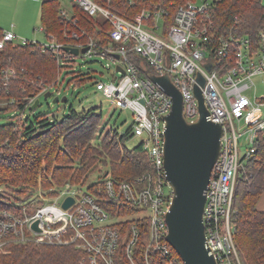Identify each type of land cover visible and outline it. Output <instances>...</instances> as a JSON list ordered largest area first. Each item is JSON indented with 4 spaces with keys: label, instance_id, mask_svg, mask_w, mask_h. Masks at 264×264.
Instances as JSON below:
<instances>
[{
    "label": "built area",
    "instance_id": "1",
    "mask_svg": "<svg viewBox=\"0 0 264 264\" xmlns=\"http://www.w3.org/2000/svg\"><path fill=\"white\" fill-rule=\"evenodd\" d=\"M72 1L88 15H100L108 21V40L94 38L80 27L69 37L77 41L64 44L53 40L40 43V46L44 51L53 52L60 65L75 57L65 50V46L88 47L80 54L109 60L107 68H112V78L108 82L97 80L96 88L113 105L132 111L134 120L128 129L129 135L140 138L138 144L149 153L159 177L153 178L146 173L134 180L117 181L107 169L103 177L107 197L81 189H67L62 196L40 206L32 216H0V247L9 238L25 242L26 235L22 230L26 226L34 235L50 239L45 243L77 244L84 252L80 264H122V238L112 214L103 203H131L150 218L146 264H150L147 257L151 250L162 254L169 264H185L174 254V248L167 239L166 214L173 190L165 174V129L166 116L172 111L174 100L151 78L154 74L169 76L171 83L180 91L183 116L188 122L201 117V101L196 93L199 87L208 120L223 128L221 150L206 192L203 222L206 240L217 263L242 264L231 214L239 170L244 160L255 151L253 144L258 132L264 130L260 109L264 95H256V77L264 80V31L258 33L256 41L237 28L218 33L212 0H190L178 7L172 20L164 8L145 9L136 18H129L97 0ZM61 12L67 21L78 26L72 15L64 9ZM18 38L13 29L0 28V50L13 43L31 42L22 38L17 42ZM210 63L213 64L212 69L208 68ZM2 72L0 95L17 74L12 68ZM200 75L204 83L199 81ZM253 90L255 95H249ZM48 91L50 88L42 87L31 101L34 103ZM15 101V98L3 102L0 99V105ZM242 127L246 130L238 131ZM245 132L249 134V147L241 157L239 137ZM69 196L75 201L64 208L63 202ZM37 219L40 220L41 232L31 227ZM130 232L131 236L124 241V253L131 264H138L134 255L140 230L134 224ZM40 239L43 242V238Z\"/></svg>",
    "mask_w": 264,
    "mask_h": 264
},
{
    "label": "trees",
    "instance_id": "2",
    "mask_svg": "<svg viewBox=\"0 0 264 264\" xmlns=\"http://www.w3.org/2000/svg\"><path fill=\"white\" fill-rule=\"evenodd\" d=\"M97 1L129 18L145 9L164 8L169 12V20H172L178 7L190 0ZM212 4L218 33L237 28L256 41L258 33L264 31L263 0H212ZM61 8V0L42 2L41 25L53 40L64 44L77 41L70 39L69 34L80 27L94 38L108 40L109 23L106 19L100 15L90 16L75 5L72 17L78 21L77 26L67 21ZM65 31L70 32L65 35ZM57 62L54 53L44 51L38 41L13 43L0 50V76L3 69L12 68L17 72L0 95L1 100L15 98L16 101L1 104L4 107H0V111L20 110L23 114L28 108L32 109L31 97L40 93L37 77L42 78L43 72L49 73L50 65L55 66L53 75L58 85L61 72ZM22 114H14L10 118L12 120L0 125V185L8 184L17 192L27 194L28 198L24 201L16 196L14 199L0 196V211L21 210L30 205L36 199L33 197L36 190L45 184L51 186L54 192H58L67 182L85 184L101 164L108 167L117 181L134 180L146 173L153 178L159 177L149 153L141 144L131 148L125 144V139L130 137L129 130L120 139L117 131H108L99 142H93L103 119V113L98 108L78 111L71 106L63 117H53L52 120L48 114L37 115V126L29 117L24 119ZM253 146L255 151L244 160L238 173L231 214L234 239L242 264H264V210L258 208L264 193V130L258 132ZM103 177L104 174L99 176L88 191L107 197ZM103 205L112 214L122 234L125 230H131L129 228L134 224L138 226L140 239L134 259L138 264H146L149 216L141 214L143 211L131 203L105 202ZM124 249L122 242L121 262L131 264L124 257ZM173 252L182 260L175 249ZM83 253L72 245L13 242L0 247V264H78ZM147 258L150 264H169L162 254L154 250L148 253Z\"/></svg>",
    "mask_w": 264,
    "mask_h": 264
},
{
    "label": "rangeland",
    "instance_id": "3",
    "mask_svg": "<svg viewBox=\"0 0 264 264\" xmlns=\"http://www.w3.org/2000/svg\"><path fill=\"white\" fill-rule=\"evenodd\" d=\"M62 8L68 12V14H72L75 3L72 0H61ZM264 3V0H263ZM22 7L21 11L19 7ZM40 4L38 5L37 2H33V0H0V26L6 29H13L19 36L17 42H20L22 39H28L31 41H38L40 43H50L53 41L54 38L49 37L44 30L41 28V21L36 20L38 19L37 11L39 9ZM26 16L24 20L21 21L22 16ZM138 14L133 16L136 18ZM104 19V18H102ZM28 20V21H27ZM28 24V27H27ZM18 25L22 26L21 33L18 32ZM35 28V29H34ZM70 31H65V35L68 34ZM71 34H69L70 37ZM55 58V57H54ZM109 60L102 58L100 56H88L84 54H79L78 56L73 57L68 62L63 63L60 65L57 62V65L60 66L59 81L58 85L56 86L57 80L53 75L54 67H49V73L43 72V77L39 78V85L37 86L41 92L42 87L50 88L52 92V96L46 98L45 93L41 94L38 99L40 100V104L36 108H28L23 114L20 110H9V111H0V125L6 124L9 122L11 116L14 114L23 116L24 119L30 118L33 121L35 126L38 125L37 121L35 120V116L37 115H44L48 114V117L53 119V117L61 118L64 114L68 113L70 107L73 106L78 111L89 110L91 108H98L103 113V119L101 121V125L94 137L93 142L97 143L101 140L106 132L117 131L118 139L123 134H126V131L132 126L134 115L132 111L128 109H123L121 107H117L113 105L104 95L101 90L96 88V81L103 80V81H110L112 78V68L109 70L108 64ZM45 77V78H44ZM46 82V84H45ZM257 82V91L256 95H264V80L262 77H256ZM43 83L45 84L43 86ZM42 85V86H41ZM249 95L254 96V90L249 93ZM55 96L60 97V101L54 102L53 99ZM67 97V101H62L63 97ZM4 100L2 99V102ZM4 107V106H0ZM263 118H264V102L260 106ZM246 130V127H242L238 131L243 132ZM248 132H245L242 136L239 137L240 142V154L241 157L246 153L247 148L249 147L248 141ZM140 142L139 137H128L125 139V144L128 147H134ZM108 169L107 166L103 164L100 165L99 170H97L90 178L87 180L85 184L76 183V182H67L58 192H54L51 190V186L45 184L39 187L36 190L33 197L36 198L30 205L21 208V210L15 209H4L0 211V216H5L8 218H25L32 216L37 213V210L40 206H44L49 201H54L56 197L62 196L67 189H71V191L79 190L88 191L89 186L96 182L99 176L105 175V171ZM112 175V173H111ZM113 176V175H112ZM142 175L138 176L141 177ZM100 190V189H98ZM50 192L49 195L47 193ZM0 196L4 199L18 197L20 200L26 201L28 198L27 194H23L17 192L15 188L8 184H1L0 185ZM141 214H145L143 212ZM132 227V226H131ZM150 229V225L148 227ZM131 229V228H129ZM25 232L26 241L25 242H33L38 244H47V245H57V246H67L72 245L75 248L80 249L77 244H60L54 243L51 244L49 242L45 243L46 241H50L49 238L44 236H37L34 235L32 232L28 230L25 226V229L22 230ZM120 236L122 238L123 245L125 240H128L131 236L132 232L130 230L123 231L124 233L119 230ZM43 238V242L40 241ZM14 239V240H13ZM8 239L7 243L13 242H21L16 241L17 238ZM40 239V240H39ZM5 243V244H7ZM125 251V249H124ZM123 251V252H124ZM83 253V251H82ZM83 256H80L78 264L82 260ZM124 257L125 254H124Z\"/></svg>",
    "mask_w": 264,
    "mask_h": 264
},
{
    "label": "water",
    "instance_id": "4",
    "mask_svg": "<svg viewBox=\"0 0 264 264\" xmlns=\"http://www.w3.org/2000/svg\"><path fill=\"white\" fill-rule=\"evenodd\" d=\"M65 50L78 56L88 47L65 46ZM208 68L212 69L213 64H208ZM151 78L174 100L173 109L166 116L165 129V174L173 190L172 202L166 214L167 239L185 264H218L206 240L203 212L212 170L222 146L223 128L208 120L199 87L196 93L201 101V117L195 122H188L183 116L182 95L169 76L153 74ZM198 79L204 83L201 75ZM50 96L51 91L45 93L46 98ZM61 100L65 102L67 97ZM53 101H60V97L55 96ZM39 102L37 99L32 108H36ZM74 201V197H67L63 207L68 208ZM39 224L40 220L37 219L31 227L41 232Z\"/></svg>",
    "mask_w": 264,
    "mask_h": 264
},
{
    "label": "crops",
    "instance_id": "5",
    "mask_svg": "<svg viewBox=\"0 0 264 264\" xmlns=\"http://www.w3.org/2000/svg\"><path fill=\"white\" fill-rule=\"evenodd\" d=\"M43 1H44V0H33V2H37L38 5L40 4L39 9H38V11H37L38 13H37V16H36V17L38 18V19H36V20H39V21H41V6H42V2H43ZM22 7H23V6L19 7V10H20V11H21ZM61 10H63V9H61ZM21 12L23 13V10H22ZM66 12H67V11H66ZM70 15H73V13L70 14ZM25 18H26L25 15L22 16L21 21L24 20ZM27 21H28V20H27ZM27 27H28V24H27ZM0 28L6 29V28L1 27V26H0ZM41 28H42V30H43L42 25H41ZM17 29H18V32L21 33L22 26L18 25V28H17ZM34 29H35V28H34ZM258 208H259L260 210H264V193H263V195H262V197H261V199H260V201H259Z\"/></svg>",
    "mask_w": 264,
    "mask_h": 264
}]
</instances>
